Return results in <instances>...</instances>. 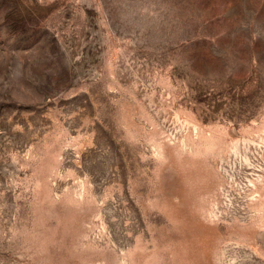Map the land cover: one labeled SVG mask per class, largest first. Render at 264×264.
Segmentation results:
<instances>
[{
    "label": "rangeland",
    "instance_id": "obj_1",
    "mask_svg": "<svg viewBox=\"0 0 264 264\" xmlns=\"http://www.w3.org/2000/svg\"><path fill=\"white\" fill-rule=\"evenodd\" d=\"M0 264H264V0H0Z\"/></svg>",
    "mask_w": 264,
    "mask_h": 264
}]
</instances>
